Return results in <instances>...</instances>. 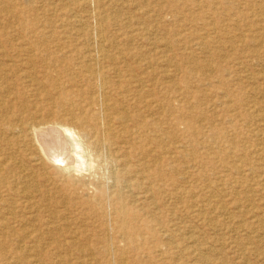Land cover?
<instances>
[{
  "label": "rangeland",
  "instance_id": "obj_1",
  "mask_svg": "<svg viewBox=\"0 0 264 264\" xmlns=\"http://www.w3.org/2000/svg\"><path fill=\"white\" fill-rule=\"evenodd\" d=\"M98 59L106 75L90 81ZM48 79L83 101L107 84L117 162L76 173L80 195L32 146L11 150L32 180L29 200L21 182L0 196V264H264V0H0L1 149L12 115L50 105ZM125 156L138 250L100 226Z\"/></svg>",
  "mask_w": 264,
  "mask_h": 264
},
{
  "label": "bare ground",
  "instance_id": "obj_2",
  "mask_svg": "<svg viewBox=\"0 0 264 264\" xmlns=\"http://www.w3.org/2000/svg\"><path fill=\"white\" fill-rule=\"evenodd\" d=\"M19 5H21V3ZM31 5H32V3H31ZM92 11H94V10H92ZM89 15L91 16V14H89ZM97 25H99V24H97ZM85 29H86V27H85ZM94 31H95V29H94ZM95 38H96V36H95ZM96 43L97 42H95V44ZM212 45H213V43H212ZM107 51H108V49H107ZM108 53H110V52H108ZM106 54H107L106 53V46L104 44L100 45L98 48V58L99 59L105 58ZM152 54H154V53H152ZM99 59L96 60L95 63H92L90 65V68H89L90 81L96 82V80L102 79L106 75L105 68L102 66ZM56 78L58 79V77H56ZM105 81H106V79H105ZM50 82L51 81L48 79L47 84L51 85L54 88V91L50 92V94L53 98L50 105L49 106L47 105L45 107H36L32 111L20 110L18 114L12 115L14 118H16V122L10 125V129H11V131L13 130V132H15L17 134L16 138L14 139V141L13 140L10 141V144L6 147V149L0 148V196L2 193H6L7 196L9 197V199H7L8 201L10 200L11 194H13L14 192L18 193L13 185L17 186V184H20V182L23 184V186H26V188H25L26 190H22V191H20V193L23 194V196L25 198H27V200H29L28 197L30 196L29 192L31 190V187H30L29 183L31 182L32 179H30L29 177L23 176V175H25L26 171L25 170L23 171V168L20 165L11 164L14 161V159L11 158L9 152L11 150L17 149L19 146H22V147L32 146L35 149L36 154H37L35 156V160H34L35 162L43 163V164L45 163L47 165H49V164L57 165L59 167L58 168L59 169L58 174L61 177L66 178L67 181H70L71 185L73 187H76V189L78 190L77 192H79L80 195H83L84 191L87 189L88 184L83 179H80V177L78 175H76V173L79 174L81 171L87 170L88 167L94 168L97 161H99V162L102 161L103 163H107L110 165V167H111V164L117 162V158L115 159L116 156H115V150H114V146L116 145L117 138H116V136L111 137V135L114 131L113 123H114V120L119 121V123H122L124 121L122 119V116H120L119 114H116V113L113 114V112L110 113V111H111L110 109L114 105L109 104L108 100L106 98L107 90H108L107 84H104L102 82V85H99V86L97 85L96 91L98 92L99 96H94L90 101H83L82 100L83 99L82 93H76V92L68 89L66 82H59L56 85H55V83L51 84ZM250 91H252V90H250ZM45 114H46V116H45ZM132 121H134V120H132ZM216 125H217V123H216ZM133 130L134 129H128L127 128V129H123L122 132L124 134H127L128 137L136 138L137 137V131H133ZM163 142H164V140H163ZM27 153L29 154V152H27ZM16 154H17V152H16ZM125 158H126L125 163L122 162V164L120 165L122 167V173H121L120 179H119L121 182V185L116 184V186H114L115 193H116L115 196H117L116 198L118 199V201H116L114 203L113 210L111 208L110 209L111 211L109 212V209L106 208V206H104L106 197H104L103 194H105V193L100 192V196L97 197L98 203H99V205H101L100 206V210H101L100 211V217H101L102 222L104 223L100 226H101V229H103V232L106 231V234L109 233L108 232L109 229H108V226L106 224V220H108V218H111L113 221H115L113 229L116 230L117 234H120V238L122 239V241L124 243L123 244L124 247L134 248L135 250H138V210L137 211H130L128 209V207L126 206V203H125V198H126L125 196H127V193H129V192L131 193L134 190H138V178L137 179L132 178L133 177L132 176L131 177L132 180L130 179L131 173L129 172V167H131V165H132V164L130 165L131 157L125 156ZM32 161H30V162H32ZM114 171H115V169H114ZM21 172L23 175L20 174ZM45 173H46V171H45ZM114 173H116V172H114ZM106 174H105V176H106ZM117 175H114V176H117ZM114 176L112 175V179L114 178ZM11 178H12V180H11L12 183L9 181V179H11ZM111 181H113V180H111ZM17 182H19V183H17ZM114 183L115 182H113V184ZM97 188H99V187H97ZM98 190L99 189H97L96 191H98ZM98 193H99V191L96 192V194H98ZM11 200H14V199L11 198ZM236 208H238V207H236ZM57 214L58 213L55 212V215H57ZM183 233H184V231H183ZM98 244H100V245L105 244L106 246H109V242H107L106 240H103V241L99 242ZM41 250H42V248H41ZM85 256H87V255H85ZM73 258H74V256H73ZM58 259H60V258H58ZM122 264H125V263H122Z\"/></svg>",
  "mask_w": 264,
  "mask_h": 264
}]
</instances>
